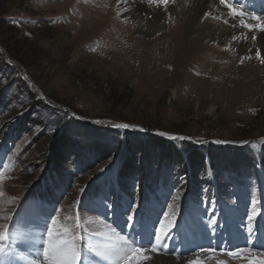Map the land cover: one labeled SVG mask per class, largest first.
<instances>
[{
  "label": "rangeland",
  "instance_id": "rangeland-1",
  "mask_svg": "<svg viewBox=\"0 0 264 264\" xmlns=\"http://www.w3.org/2000/svg\"><path fill=\"white\" fill-rule=\"evenodd\" d=\"M103 1L102 12L110 9L116 22L108 12L107 18L119 34L102 35L96 19L87 22L89 12L98 16ZM122 1L0 0V230L8 225L11 234L0 264L38 261L52 218L61 233L67 232L63 241L79 238V264H116L91 249H109L121 243L119 236L155 247L153 233L165 215L175 226L163 238V251L174 253L177 240L192 239L188 252L179 253L184 264L196 259L228 263L225 256L203 253L201 248L210 246L199 243L204 236L188 235L189 229L212 226L214 220L248 234L249 217L253 231L260 229L264 69L253 65L249 71L231 49L188 57L179 65L186 71L178 65L171 69L168 56L154 60L146 54L138 62L136 56L137 61L117 55L112 48L124 49L126 43L116 42V35L132 28L125 29ZM132 33L135 38L137 32ZM124 123L134 128L114 127ZM153 139L174 144L183 161L186 151L199 152L206 169L168 162L148 145ZM61 140L65 144L56 153L52 149ZM221 157L217 165L214 159ZM126 167L131 174L123 175ZM148 228L147 242L132 232ZM18 255L26 262L14 261ZM146 255L150 259L137 260L129 253L119 264H150L154 257L171 256L160 249ZM252 261L244 259L259 264Z\"/></svg>",
  "mask_w": 264,
  "mask_h": 264
},
{
  "label": "bare ground",
  "instance_id": "bare-ground-1",
  "mask_svg": "<svg viewBox=\"0 0 264 264\" xmlns=\"http://www.w3.org/2000/svg\"><path fill=\"white\" fill-rule=\"evenodd\" d=\"M103 4H105V1L99 4L100 12L97 11V17H95L94 12H89L94 17L91 16L87 22L91 23L92 21L95 24L93 20L96 19V22H99V25H97L98 33L102 35H105L103 31L108 32L107 34L109 35L110 33L112 35L114 33L119 34L120 29L115 28V25H110V20L107 18L109 12H111L110 9L107 11L108 15L107 12H102L105 11ZM229 4L234 5L238 11L242 10L244 12L243 18L238 15L233 16L231 9L226 6ZM258 4H260V0H225V3H221L220 0H175L165 10L162 5L157 7L153 4L152 0H123L121 3V13L126 17L124 20L125 29L127 28L126 30L128 31L127 25L131 24L132 28L131 32H124V34H121V37L114 36L117 38L115 39L117 40L116 42L120 40L125 41L126 48L113 47L112 52H115L117 55L124 54L129 58L133 57V60H135L134 57L136 56L138 57V62L148 54L152 55L154 60L161 59L160 57L164 59L168 56L169 60L166 59L165 61H168L169 66L173 69L175 65L185 64L188 57H198L200 56L199 54L211 56L215 53L214 50L216 48L217 50L231 49L244 58L245 66L249 71H253L255 67L253 65L260 66L261 68L259 69H264V62L261 59L264 58V39H261L264 37V32H260L257 21L251 19L252 16L264 18V9H255V11L251 9V6L253 7ZM206 14L210 15H207V18H205ZM85 15L83 12L82 18ZM109 16L112 18L113 15ZM112 19L115 21V18ZM242 19L243 24L252 26L251 30L242 25ZM168 20H171V22L169 23ZM82 21L85 23L84 19ZM132 31L137 32L135 38L132 36ZM153 35H156L154 36V40H148ZM253 36H255V39H253ZM145 45H148L146 49L143 48ZM257 54H259L260 58H258ZM218 59L220 60V58ZM180 69L186 71L182 67ZM138 71H142V68L139 67ZM236 77L238 76L235 74L233 79H236ZM217 78L219 79V76L215 75V79ZM260 78L255 77L254 80ZM256 221L260 223V229L258 231V229L254 228L252 239L246 233L237 234V228L235 227L231 228L228 225L215 223L212 226L203 223L201 228L189 229L186 233L188 235L190 233L195 234L194 237L196 238L204 236V241H200L199 243L203 245V242H205L209 246L214 247L216 250L214 255H218L221 258L225 256L228 261L227 264H246L243 258L235 259L222 255V253L239 251L245 247L252 250V255L249 258L253 259V263L263 264L264 216L260 220L256 219ZM148 230L149 228L146 231L133 229L132 232L136 236H145L146 240L144 242H147L149 240V237L146 236ZM185 238L187 239V237ZM191 240L188 239L187 242L177 240L180 246L176 248L175 254L168 250L163 251L164 243H162V246L159 248L160 251L163 253L168 252L171 256L167 255L168 258L154 257L150 264H184L181 258H177V253H187V246H189ZM223 240H229L228 243H231V245H226L223 243ZM193 248H197L196 244ZM217 248H220V250L217 251ZM13 260L22 263L23 260L26 262L27 259L18 255Z\"/></svg>",
  "mask_w": 264,
  "mask_h": 264
},
{
  "label": "snow or ice",
  "instance_id": "snow-or-ice-1",
  "mask_svg": "<svg viewBox=\"0 0 264 264\" xmlns=\"http://www.w3.org/2000/svg\"><path fill=\"white\" fill-rule=\"evenodd\" d=\"M175 0H152V3L155 4L157 7H160L161 5L167 10L169 4L174 3ZM221 3H225V0H220ZM231 9V14L233 16H240L243 18L244 12L242 10L238 11L234 5H226ZM206 14L205 18H207ZM251 19H254L257 21L259 25V31L264 32V18L260 16H252ZM227 22V21H225ZM241 23L244 27H247L251 30L252 26L248 24H243V19L241 20ZM253 39H255V36H253ZM261 39H264L262 37ZM258 58L259 57V54ZM262 62H264V58H261ZM243 62V61H242ZM96 123H99V121H96ZM114 127L122 128V129H130L134 128L133 125H130L128 123L120 124V125H114ZM143 131V129H140ZM159 135H167L166 133H159ZM169 139H180L184 140L186 137H175V136H169ZM216 143H222L221 141H215ZM103 171V169H101ZM81 192H83V189H81ZM110 207V205H109ZM137 207V205H135ZM255 215V211H253V216ZM5 220H11L10 216H5ZM129 221L131 223L135 222V208L133 209L132 213L129 214ZM166 222V223H165ZM212 223H215L213 220ZM175 226L174 218H170L169 216H164V222H159L158 229L154 230L153 233V241L155 244V247L149 246V247H143L133 241L129 242L125 237L119 236L117 239L121 242L117 245H114L113 247L106 249V250H100L98 248H92L91 250L96 252L98 256L103 258L104 260H113L116 262V264H119L121 260H126L129 256V253H131L133 259H144L148 260L150 257L146 255L147 252H158L160 246L162 245L163 238L167 237L169 235V231L172 227ZM246 231L249 235V238L252 239L254 232H253V225H252V217L248 218V224L246 226ZM67 235V232L61 233L58 229V221L55 218H52L50 221V226L48 227V230L46 232V239L44 240V248L42 250L40 259L38 261H30V264H79L81 253L80 249L78 247L79 238L77 237L74 242L69 243L68 241H63V237ZM11 234L8 232V225H4L3 229L0 230V258H3L7 252H8V244L7 241L9 240ZM201 251L203 253L208 254L209 256H214L216 250L214 247H204L201 248ZM222 255H226L231 258L239 259H249V257L252 255V250L245 247L240 249L239 251H228L225 253H222ZM177 258H179V253H177ZM189 264H204V261L201 259H196L194 261H190ZM217 264H225V261L220 260L217 262Z\"/></svg>",
  "mask_w": 264,
  "mask_h": 264
},
{
  "label": "trees",
  "instance_id": "trees-1",
  "mask_svg": "<svg viewBox=\"0 0 264 264\" xmlns=\"http://www.w3.org/2000/svg\"><path fill=\"white\" fill-rule=\"evenodd\" d=\"M63 145L65 143H63V141H59L58 142V146H56L55 148H53L52 150H54V152L56 151V153L58 152V148L60 145ZM149 146H155L158 150H161L164 159H166L168 162H171L172 160L179 165L180 163H182L183 165L188 164L189 165V169L192 170V168L195 170L200 169L201 171L206 169V162L204 161L202 155L197 152V151H192V150H188L186 151L187 156L185 158V162L179 157V155L177 154V150L175 148L174 144H167L166 141L164 140H160V139H153L151 141H149L148 143ZM56 149V150H55ZM57 155V154H56ZM161 157V156H160ZM161 160V159H159ZM222 160L223 158L221 157L220 159H214L215 163H217V165L220 163L222 164ZM213 161V162H214ZM233 161H231L230 163H232ZM186 167V165L184 166V168ZM213 166L211 165V168ZM131 167H126L123 171V175H129L132 173Z\"/></svg>",
  "mask_w": 264,
  "mask_h": 264
}]
</instances>
